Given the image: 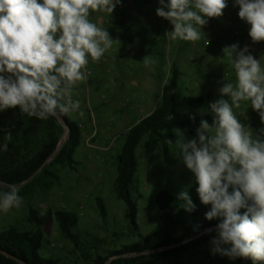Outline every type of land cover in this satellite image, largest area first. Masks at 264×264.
<instances>
[{"label": "rangeland", "instance_id": "1", "mask_svg": "<svg viewBox=\"0 0 264 264\" xmlns=\"http://www.w3.org/2000/svg\"><path fill=\"white\" fill-rule=\"evenodd\" d=\"M228 2L234 5L232 10L225 8L221 17L209 18L202 27L205 36L195 42L172 39L167 34L173 26L157 16L156 9L161 7L159 0H121L111 15L91 13L90 19L107 29L114 41L99 62L89 59L84 70L86 79L72 91V99L80 101V110L84 113L83 116L79 112L69 115L82 130L76 164L74 167L54 164L49 187L43 183L20 191L22 206L7 213L0 211V230L14 227L35 231L38 227L30 220L31 209L40 215L49 210L76 213L79 222L74 229L75 242L63 237L55 218L42 227L44 246L40 253L56 259L58 264H92L97 255L139 240V233L148 236L158 230L162 222L157 195L167 190L178 198L182 190L189 191L194 184L193 174L173 145L159 138L143 140L137 150L138 170L133 184L138 232L130 209L114 191L117 155L129 129L157 107L172 64L181 71L179 85L183 94L205 99L200 109L190 112L192 117L201 116L205 110L211 113L209 105L221 98L219 89L225 82H235L230 56L224 53L226 47L248 46L250 54L260 59L264 67V41L251 40L250 26L241 25L239 6L235 0ZM160 32L167 36L165 43L156 40ZM159 50L165 56L164 61ZM234 112L254 131L264 128L250 102H241V108ZM67 136H63L61 145ZM194 137L184 135L185 140ZM6 190L8 186L0 184V192ZM99 198L104 203L105 216L101 215ZM211 240L208 238L186 253L144 257L136 264H239L238 258L213 255Z\"/></svg>", "mask_w": 264, "mask_h": 264}, {"label": "clouds", "instance_id": "2", "mask_svg": "<svg viewBox=\"0 0 264 264\" xmlns=\"http://www.w3.org/2000/svg\"><path fill=\"white\" fill-rule=\"evenodd\" d=\"M120 2L0 0V111L18 107L41 120L75 112L83 116L80 101L72 99L73 88L86 79L89 59L99 62L114 41L90 15H111ZM159 3L157 16L173 26L167 34L189 42L201 40L208 19L221 17L228 6L227 0ZM235 4L239 18L250 25L251 40L264 41V0H235ZM224 53L230 56L235 82H225L219 89L221 98L209 105L212 123L201 118L194 138L185 140L177 129L175 144L167 143L179 150L183 164L193 174L201 202L211 205L205 218H222L210 241L211 253L264 264V128L254 131L234 112L241 102H250L264 124V67L248 46L241 49L232 44ZM11 139L9 132L6 140ZM2 149L7 150V143ZM19 192L17 185L0 192V211L20 208L23 197ZM178 198L186 212L195 210L188 188ZM212 231L205 229V233Z\"/></svg>", "mask_w": 264, "mask_h": 264}, {"label": "trees", "instance_id": "3", "mask_svg": "<svg viewBox=\"0 0 264 264\" xmlns=\"http://www.w3.org/2000/svg\"><path fill=\"white\" fill-rule=\"evenodd\" d=\"M156 40L165 43L167 36L160 32ZM158 54L164 61L162 51L159 50ZM169 72L170 76L162 88L157 107L129 129L117 155L114 191L117 198L130 209L138 232V205L133 194V184L138 170L137 150L143 140L150 137L159 138L165 143L168 140L174 142L177 140V129L184 135L196 136L201 118L209 123L213 121L211 113L192 118L190 112L200 109L205 99L183 94L179 85L181 71L176 64L171 65ZM170 115L172 120L168 119ZM61 117L68 124V136L62 145L65 128L55 117L47 120L29 117L20 112L18 107L0 111V184L17 185L19 188L22 186V192L43 183L49 187L50 178L53 177L51 167L54 164L75 166V155L82 142V130L69 115ZM9 132L12 135L11 141L6 140ZM5 143L6 151L2 149ZM51 159V163L45 165ZM197 187L194 182L189 190L196 205L193 212H186L182 208V201L171 192L162 191L156 197L157 208L161 213V227L148 236L139 233V240L123 245L120 249L97 255L92 264H136L144 257L173 256L189 252L201 246L208 238H213L216 235L215 226L222 218L217 217L211 221L205 218L211 205L201 202ZM231 191L230 187L229 192ZM97 201L101 215L105 216L106 209L102 199ZM243 211L242 209L241 214ZM52 218H55L63 237L75 242L77 237L74 229L79 222L76 213L49 210L40 215L31 209L30 220L38 227L35 231H20L14 227L0 230V264H58L56 259L46 258L40 253L44 246L42 227ZM209 228L213 231L205 233V229ZM238 261L239 264H254L251 258L241 257Z\"/></svg>", "mask_w": 264, "mask_h": 264}, {"label": "water", "instance_id": "4", "mask_svg": "<svg viewBox=\"0 0 264 264\" xmlns=\"http://www.w3.org/2000/svg\"><path fill=\"white\" fill-rule=\"evenodd\" d=\"M56 119H57V121L65 128V135L68 133V124H67V122H66V120L65 119H63L62 117H60V118H57V117H55ZM47 164V163H46ZM45 164V165H46Z\"/></svg>", "mask_w": 264, "mask_h": 264}, {"label": "crops", "instance_id": "5", "mask_svg": "<svg viewBox=\"0 0 264 264\" xmlns=\"http://www.w3.org/2000/svg\"><path fill=\"white\" fill-rule=\"evenodd\" d=\"M152 4L156 5L155 3H153V1H152ZM227 4H228L227 9L232 10V8L234 7V5H232V3H230V2H228Z\"/></svg>", "mask_w": 264, "mask_h": 264}, {"label": "built area", "instance_id": "6", "mask_svg": "<svg viewBox=\"0 0 264 264\" xmlns=\"http://www.w3.org/2000/svg\"><path fill=\"white\" fill-rule=\"evenodd\" d=\"M241 25L243 26H250L249 24H247L245 21L241 20Z\"/></svg>", "mask_w": 264, "mask_h": 264}]
</instances>
